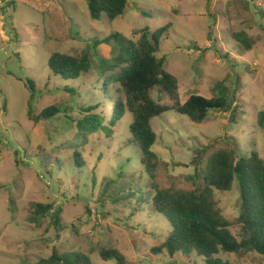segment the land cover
Instances as JSON below:
<instances>
[{"label": "rangeland", "instance_id": "374dc122", "mask_svg": "<svg viewBox=\"0 0 264 264\" xmlns=\"http://www.w3.org/2000/svg\"><path fill=\"white\" fill-rule=\"evenodd\" d=\"M166 24L171 28L157 56L177 80L179 104L191 95L211 99L215 83L224 81L232 105L228 113L210 112L203 123L174 111L153 118L151 150L158 163L151 179L131 144V115L110 136L99 130L86 142L77 138L75 122L91 107L108 124L109 108L98 98L97 68L118 46L100 44L90 74L76 81L54 77L47 61L52 53L78 56L93 39L117 33L136 40L135 31L154 32ZM240 32L253 41L248 51L232 38ZM26 79L37 91L34 117L49 106L58 114L38 124L28 120ZM66 86L73 95L62 91ZM150 97L160 106L175 104L157 88ZM219 150H235L238 157L254 151L264 161V0H128L124 14L111 22L103 14L91 20L85 0H0V264H40L53 251L82 254L91 264H116L100 258L102 248L117 250L126 264H185L180 255L152 253L171 228L136 200L144 193L153 196V185L194 190L196 172ZM76 151L84 162L80 168ZM44 165L51 166L49 174ZM119 191L133 197L118 201ZM213 201L233 222L240 212L237 180L228 192L215 190ZM36 204L51 205V214L60 209V221L69 229L57 232L49 215L33 224ZM220 256L232 264H264L254 252ZM186 263L199 260L192 256Z\"/></svg>", "mask_w": 264, "mask_h": 264}, {"label": "trees", "instance_id": "16d2710c", "mask_svg": "<svg viewBox=\"0 0 264 264\" xmlns=\"http://www.w3.org/2000/svg\"><path fill=\"white\" fill-rule=\"evenodd\" d=\"M85 3L90 19L94 21L100 20L103 14L111 22L123 15L128 7V0H85ZM170 28L171 25L166 24L154 32L148 28L140 29L133 33L137 36L136 40H128L114 33L102 41L93 39V43L78 56L52 53L47 61L48 69L54 77L64 82L76 81L90 74L93 68L92 56L100 44L114 42L118 46L116 55L108 61H101L97 68L102 80L98 98L104 100L106 103L103 105L109 108L108 124L105 126L99 116L92 114L97 107H91L86 111L89 115L75 122L77 138L86 142L90 135L99 130L110 136L120 120L126 114L131 115L132 121L128 127L131 144L138 149L139 163L151 179L158 163L156 154L151 150L156 140L151 128L153 118L174 111L193 123H203L210 112L228 113L232 105L224 81L215 83L211 99L191 95L184 104H179L177 80L165 71L164 57L157 56L161 38L167 35ZM232 38L243 45L245 51L253 45V41L243 32L232 34ZM24 86L29 93V121L38 124L60 112L57 107L49 106L34 117L37 96L35 84L26 79ZM155 88L173 99L174 106L169 108L156 104L150 97V92ZM62 91L74 94V89L67 86ZM230 119L234 121V117ZM74 158L77 159L76 167L80 168L84 164L80 153L76 151ZM44 168L49 174L51 166L44 165ZM195 179L197 182L192 191L158 190L153 185V196L144 193L136 200L137 206L146 204L152 214L162 215L171 228L166 240L151 249L152 253L166 251L170 257L180 255L185 264H189L186 260L192 256L199 260V264H232L224 261L220 254L254 252L264 257V161L259 155L253 151L248 157H238L235 150H219L210 156L205 169L196 172ZM234 179L239 186L240 212L230 223L216 208L213 193L215 190L228 192ZM115 196L119 198L118 201L125 202L133 197V193L119 191ZM51 210V205H34L30 221L39 226L49 215L50 224L57 232L69 229L60 221V209L53 214ZM232 230L237 234H233ZM99 256L103 261L114 260L116 264H126L124 256L112 248L100 249ZM40 264L91 263L79 253L58 254L53 251Z\"/></svg>", "mask_w": 264, "mask_h": 264}]
</instances>
